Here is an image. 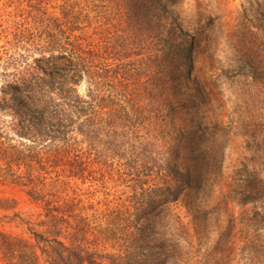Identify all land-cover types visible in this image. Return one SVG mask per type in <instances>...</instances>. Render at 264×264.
Listing matches in <instances>:
<instances>
[{
    "label": "trees",
    "instance_id": "16d2710c",
    "mask_svg": "<svg viewBox=\"0 0 264 264\" xmlns=\"http://www.w3.org/2000/svg\"><path fill=\"white\" fill-rule=\"evenodd\" d=\"M179 3L9 0L0 9V176L53 222L41 254L0 231L6 264H264V120L221 126L253 139L227 171L222 153L210 158L225 144L197 122L189 74L211 59L201 50L208 28L172 21ZM104 6L118 12L113 33L99 24ZM249 14L225 33V72L264 87V27L254 26L264 11ZM215 179L227 225L216 222L212 242L200 202ZM74 182L99 184L108 198L86 202Z\"/></svg>",
    "mask_w": 264,
    "mask_h": 264
},
{
    "label": "rangeland",
    "instance_id": "374dc122",
    "mask_svg": "<svg viewBox=\"0 0 264 264\" xmlns=\"http://www.w3.org/2000/svg\"><path fill=\"white\" fill-rule=\"evenodd\" d=\"M178 1L180 2L178 5L170 8L169 17L172 21L181 22L185 28L188 27V20L192 23L198 21L208 28L206 35L209 40L201 43V50L205 56L212 54L211 59L207 63L205 61L204 64H201L200 70L191 69L189 71V74L193 76L191 84L194 85V105H196L194 109L197 110V122L207 125L209 127L207 130L210 133L218 132L219 129L222 131L221 126L223 125L238 123L242 124L240 126L242 128L246 124L262 122L264 120V108L261 109V98L264 96V87L259 86V83L255 82L248 74L236 77L225 72L232 55V47L227 42L225 33L237 29L240 23L248 24L247 16H250L249 13L263 12L264 0ZM6 3H9V0H0V9H6ZM254 23L257 28L264 27V23L258 20H255ZM99 24L105 30L104 34L108 31L113 33L116 25L119 27L117 10L114 8L110 11L104 6L101 9ZM192 54H190L188 69L194 66L193 60L195 59ZM190 106L192 107L191 104ZM213 126L215 127L212 130ZM233 130H226L223 135H221V131L216 133V143L221 144L222 141L225 145L222 149L211 150L210 153L214 155H209L211 159L218 161L222 153V158L225 157L222 166L224 171L228 170V157L236 158L241 150L244 153L242 146L245 148L247 144H253V139L249 136L250 131L243 129L244 135L242 136L237 131V134L232 138ZM211 135H204L209 146L213 142ZM203 143L205 140L200 138L202 146ZM214 164L215 162L210 165L207 172L209 174L207 178L210 177L211 180L217 174ZM215 182L214 185L210 186L205 181L204 188L208 190L200 202L201 212L207 213L202 214L200 220L204 218L209 223V231L206 236H209L208 238H211L212 242L216 236V222L222 220L220 225L222 227L227 225L226 211L223 212L214 208V205L222 200L223 194L226 192L225 187L220 185L221 183L217 179ZM74 184L77 187V196L83 195L86 202H92L99 206V201L104 202L106 197L108 198L105 194L108 192L107 189L100 187L99 184L92 188L89 186L88 189V184L82 185L80 182H74ZM86 190L88 191L87 194L85 193ZM42 213H44L42 204L32 200L19 186L7 183L0 176V231L29 239L31 243L37 244L38 252L41 254V248L44 247L43 240L51 237L53 223L50 217L42 215ZM37 238L40 242H37ZM210 244L203 245L202 253L208 250ZM41 260L42 264H48L45 257L42 256ZM0 264H6L1 253Z\"/></svg>",
    "mask_w": 264,
    "mask_h": 264
}]
</instances>
